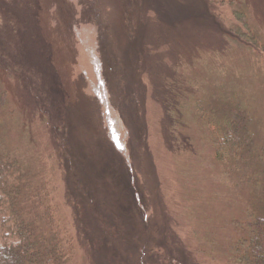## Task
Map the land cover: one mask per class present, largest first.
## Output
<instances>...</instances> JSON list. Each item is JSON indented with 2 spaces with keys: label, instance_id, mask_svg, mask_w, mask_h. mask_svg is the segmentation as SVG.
Here are the masks:
<instances>
[{
  "label": "rangeland",
  "instance_id": "1",
  "mask_svg": "<svg viewBox=\"0 0 264 264\" xmlns=\"http://www.w3.org/2000/svg\"><path fill=\"white\" fill-rule=\"evenodd\" d=\"M3 151L67 264H239L264 217V0H0Z\"/></svg>",
  "mask_w": 264,
  "mask_h": 264
},
{
  "label": "trees",
  "instance_id": "2",
  "mask_svg": "<svg viewBox=\"0 0 264 264\" xmlns=\"http://www.w3.org/2000/svg\"><path fill=\"white\" fill-rule=\"evenodd\" d=\"M230 127V126H228ZM227 127V128H228ZM229 136L231 128H228ZM229 143V144H227ZM220 146L235 145L230 138ZM5 152V151H3ZM2 152V153H3ZM0 153V264H67L66 249H59L57 233L46 214L39 215L43 202L36 207L27 204V173L10 153ZM42 212V210H40ZM252 236L238 244L239 264H264V217L249 224ZM62 244L61 239L58 240ZM63 246V244H62ZM61 247V246H60Z\"/></svg>",
  "mask_w": 264,
  "mask_h": 264
}]
</instances>
